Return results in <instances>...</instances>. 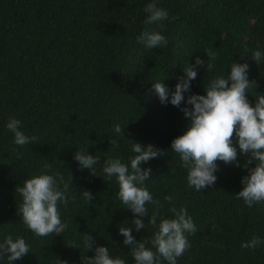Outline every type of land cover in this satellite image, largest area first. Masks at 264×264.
<instances>
[{
  "label": "trees",
  "instance_id": "trees-1",
  "mask_svg": "<svg viewBox=\"0 0 264 264\" xmlns=\"http://www.w3.org/2000/svg\"><path fill=\"white\" fill-rule=\"evenodd\" d=\"M151 2L0 0V243L11 235L30 245V253L12 264H56L57 258L81 264V257L94 255L83 246L86 234L94 237V247H107L113 258L135 264L119 234L121 226L132 228L135 239L149 241L146 247L155 252L150 241L158 228L145 216L144 229L135 230L133 213L118 197V182L102 169L104 160L117 157L130 166L135 153L129 140L165 151L141 165L151 168L145 187L162 205L157 225L175 218L172 208L186 207L197 227L177 264H264V243L241 246L254 236L264 241V202L248 207L235 196L248 174L243 168L247 157L238 155L241 167L217 161L215 184L198 192L188 186L179 155L171 152V142L190 123L181 111L191 108L187 97L205 95L213 79L230 73L232 62L248 63L249 79L259 85L255 91L264 94V58L259 64L251 60L254 51L264 53V0H155L168 19L160 22L162 27H150L168 45L147 49L137 36ZM205 49L216 53L214 67H198L180 108L161 104L149 91L152 84L162 81L174 91L182 67L194 64L197 56L207 62ZM255 91L247 97L253 106ZM11 118L37 141L16 145L7 128ZM116 124L124 127V135L114 132ZM110 139L119 147H112ZM76 151L100 158L96 176L79 167ZM46 164L63 176L61 189L69 184V202L59 205L68 227L60 235L40 237L17 214L22 197L15 189L33 176L52 174ZM84 190L93 194L90 204ZM146 207L151 216L156 206ZM0 264H8L6 256ZM159 264L167 261L161 257Z\"/></svg>",
  "mask_w": 264,
  "mask_h": 264
},
{
  "label": "clouds",
  "instance_id": "clouds-1",
  "mask_svg": "<svg viewBox=\"0 0 264 264\" xmlns=\"http://www.w3.org/2000/svg\"><path fill=\"white\" fill-rule=\"evenodd\" d=\"M144 12L147 13L145 28L137 36V42L147 49L166 47L168 41L165 36L150 26L157 24L162 27L160 22L168 19V12L158 7L155 0L145 6ZM204 53L208 57L207 62L197 56L194 64L187 63L182 67L183 75L177 77L174 91L162 81L152 84L149 91L158 97L161 104L171 103L180 108L181 103L185 102L184 93L191 91V83L197 78L198 67H214L211 61L216 59V53L210 49H205ZM262 58L264 53L256 50L251 60L259 64ZM249 70L248 63L232 62L230 73L226 77L221 75L213 79L205 89V95L191 94L187 97L186 104L191 105V108L183 107L181 111L190 123L184 134L171 142V152L179 155L182 166L188 170V186L198 192L215 184L217 161L241 167L238 155L247 157L243 168L248 174L241 179L243 188L235 196L236 199H242L248 207H252L264 202V94L255 91L259 85L249 79ZM252 89L256 93L254 106L247 98ZM7 128L14 134L16 145L24 146L37 141V137L28 136L21 130V121L18 119L11 118ZM113 130L118 135L123 134L124 127L116 124ZM129 141L132 152L135 153L130 158V166L117 157L104 160L102 169L109 180L115 177L118 182V197L126 206L124 208L133 213L132 223L135 230L139 232L144 229L145 223L141 217L145 216L149 217V224L158 228L150 241L155 252L146 247L149 241L135 239L132 228L121 226L119 234L124 237L123 244L131 249L135 264H159L161 257L167 264H177V258L190 249L188 235H194L197 227L186 207H181L179 211L172 208L175 218L162 219L157 225L158 210L162 205L159 200L153 199L145 187V182L152 177L151 168H142L141 165L164 155L165 151L151 144L142 145L133 140ZM110 144L114 148L119 147L116 139H110ZM74 160L81 169H87L91 175L96 176V166L100 161L97 155L76 151ZM252 164L255 166L250 167ZM45 169L52 171V165L46 164ZM61 183L63 176L52 171V174L33 176L25 180L23 186L17 185L15 189L22 197L17 214L22 217L25 226L37 236L60 235L68 227L60 218L59 205H67L69 202V184L64 183L61 189ZM82 195L89 204L94 199L88 190L82 191ZM164 199L172 202L171 196ZM149 203L156 206L151 216L146 207ZM262 243L264 241L254 236L241 246L256 248ZM94 245V237L86 234L83 246L88 252L94 251V255L81 257V264H126L120 257L113 258L109 248ZM29 253L30 245L23 237L14 240L11 235H7L3 243H0V258L6 256L8 264ZM56 264L67 262L57 258Z\"/></svg>",
  "mask_w": 264,
  "mask_h": 264
}]
</instances>
